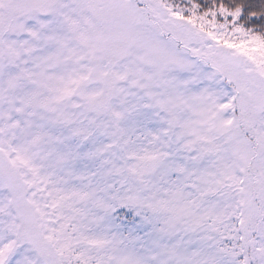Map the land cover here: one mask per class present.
Returning a JSON list of instances; mask_svg holds the SVG:
<instances>
[{
	"label": "snow or ice",
	"instance_id": "snow-or-ice-1",
	"mask_svg": "<svg viewBox=\"0 0 264 264\" xmlns=\"http://www.w3.org/2000/svg\"><path fill=\"white\" fill-rule=\"evenodd\" d=\"M0 264H264V0H0Z\"/></svg>",
	"mask_w": 264,
	"mask_h": 264
}]
</instances>
